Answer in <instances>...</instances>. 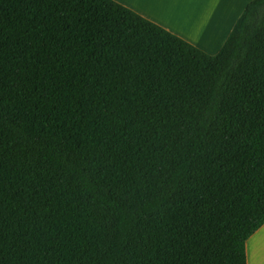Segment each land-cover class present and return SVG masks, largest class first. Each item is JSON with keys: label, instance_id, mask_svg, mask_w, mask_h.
Listing matches in <instances>:
<instances>
[{"label": "trees", "instance_id": "obj_1", "mask_svg": "<svg viewBox=\"0 0 264 264\" xmlns=\"http://www.w3.org/2000/svg\"><path fill=\"white\" fill-rule=\"evenodd\" d=\"M264 224V0L208 54L115 0H0V264H246Z\"/></svg>", "mask_w": 264, "mask_h": 264}, {"label": "rangeland", "instance_id": "obj_2", "mask_svg": "<svg viewBox=\"0 0 264 264\" xmlns=\"http://www.w3.org/2000/svg\"><path fill=\"white\" fill-rule=\"evenodd\" d=\"M251 0H207L206 4L197 5L195 13L190 16L185 14L175 18L169 17L166 8L164 12L155 13L153 8L147 5H140L138 1L129 0L134 7L141 12L148 14L156 20L172 29L171 32L182 35L194 46L208 54H215L221 48L228 30L233 26L238 15ZM169 0L162 1L167 4ZM159 25V24H158ZM160 25V26H161ZM163 28H166L164 27Z\"/></svg>", "mask_w": 264, "mask_h": 264}, {"label": "crops", "instance_id": "obj_3", "mask_svg": "<svg viewBox=\"0 0 264 264\" xmlns=\"http://www.w3.org/2000/svg\"><path fill=\"white\" fill-rule=\"evenodd\" d=\"M115 1H117L120 4L134 10L135 12H137L141 16L147 18L148 20H150L156 24L161 25V23H159L156 20V18H154L148 14H144L143 12L138 10L139 9L138 7H134L133 5H131L129 3V0H115ZM135 1H138L140 5H147V6L152 7L154 12L157 14H159L160 12H164L163 7H165L167 13L169 14V17H173V15H175V18H176L178 15H182L181 13L185 14L184 16H186V15L190 16L192 13L194 14L195 8L196 7L198 8L197 5L206 4L207 0H169V2L167 4L162 3V1H166V0H135ZM239 15H238V17H239ZM161 26L163 27L164 25L162 24ZM164 27H166V26H164ZM232 27L226 33L227 36H228L229 32L231 31ZM165 29H167L170 32L172 31V29L167 28V27ZM174 34H176L179 37L182 36L176 32ZM227 36H226V38H227ZM182 39H184V38H182ZM245 255H246V264H264V224L246 240V242H245Z\"/></svg>", "mask_w": 264, "mask_h": 264}]
</instances>
